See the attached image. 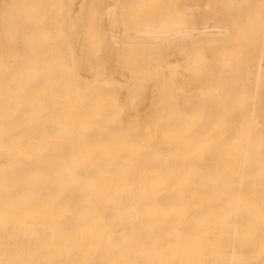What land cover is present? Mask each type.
<instances>
[{"label":"bare ground","instance_id":"6f19581e","mask_svg":"<svg viewBox=\"0 0 264 264\" xmlns=\"http://www.w3.org/2000/svg\"><path fill=\"white\" fill-rule=\"evenodd\" d=\"M227 1L232 3L231 19L243 7L250 14L258 11L257 0ZM84 2L88 0L83 5ZM74 3L75 0H0V264L247 263L244 256H235V248L241 247L243 254L251 253L254 248L245 245L247 237H264L263 53L258 50L251 57H263L261 67L255 66L260 72L252 71L256 70L254 66L249 69L246 57L240 58L244 53L237 61L226 54L217 66L208 60L197 65L200 80L197 76L193 87L190 84L195 77L194 67L183 70L187 71L182 74L184 77L178 76L180 70L172 83L165 85L167 88L159 90L160 85L158 92L151 94L146 87L153 79L163 78L171 72L169 68L177 67L167 65L166 45L228 33H209L208 24L200 28L184 14L179 18L182 12H177L174 19L166 17L168 11L162 19L152 14L142 27H134L136 37L125 32L127 37L122 42L132 49L120 51L124 54L133 46L136 52V46H156L153 52L160 51L158 62H151V70L145 74L142 92L134 94V86L132 92L124 94L121 89L129 83L121 82L117 84L122 87L114 85V92L109 90L112 85L104 90L94 89L81 80L79 71L89 69L88 60L100 66L94 72L99 75L104 71L102 61L114 55L105 54L110 40L100 34L97 47L104 48L100 56L104 52L106 58H93L90 50L83 47L82 57L75 54L77 62L72 60L80 39L79 30L73 28ZM86 4L75 22L91 13ZM115 5L108 12L116 18V22L111 20L113 27L119 18L113 13V8L119 7ZM228 8L224 6L225 11ZM123 11L121 16L126 18ZM259 13L260 32L253 40L256 46L264 42V8ZM54 14H59V18L52 23L55 30L50 33L48 17ZM95 14L103 20L107 13ZM212 17L215 19L216 15ZM23 26L25 33L20 35ZM237 27L236 31L240 30ZM84 31L87 41L83 40L91 45L94 29ZM111 37L118 45V39ZM23 48L35 59L33 63L26 62ZM194 49L197 51L195 46ZM188 50L174 55L196 52L192 47ZM213 66H220L217 77ZM133 77L132 74L129 79L137 84ZM253 81L260 86L257 84L258 93L251 99ZM189 86L200 91L198 100L187 94ZM116 87L119 94L115 93ZM240 90L244 92L243 99L233 103L227 93ZM144 91L151 95L144 96ZM137 96L138 102L130 100ZM146 99L152 109L151 118H141L151 110L148 109L140 119L129 120L127 111H138ZM195 104L198 108H193ZM111 105L114 109L110 112L107 109ZM254 106L258 111H254ZM88 123L94 125L87 128ZM114 126L119 129L118 134L111 132L110 127ZM48 134L53 135V140H46ZM55 154L60 158L53 161ZM18 224L24 226L22 231L17 232ZM236 238L241 239L240 245Z\"/></svg>","mask_w":264,"mask_h":264},{"label":"rangeland","instance_id":"374dc122","mask_svg":"<svg viewBox=\"0 0 264 264\" xmlns=\"http://www.w3.org/2000/svg\"><path fill=\"white\" fill-rule=\"evenodd\" d=\"M83 1H85V0H75V3L73 5V7L71 8V14H72V17L74 18V27L73 28L76 27L79 30L78 38H80L78 40V45L76 44V48L73 51L72 60L75 61V62H77V58L75 57V54H77L76 56L80 55L82 57V54L85 53L82 50L83 47H85L83 49H88V51L90 50V53H92V57L93 58H94V56H96L95 58H102L101 56H103V53L104 52H102L101 56H100V52L103 51L104 48H102V46L100 48L97 47V45H98L97 44V41L99 39L98 37H100V34L101 35L104 34L102 37H105V38L108 36V38H106V39H109L110 40L109 43L107 42L109 45L106 44L105 54L107 56H109L110 54L111 55H114V56H112V58L110 56L107 57V58H109V59H107L105 57V54H104L103 57H105L106 59H104V62L102 61V63L104 64V66H103V64L101 66L102 68H104V71L102 73H99V75H98V73L97 74H95V73H96L97 70L99 71V67L100 66H97L95 64H92L88 60H86L87 62H89V64H88V66H89L88 68L89 69H87L88 72H87V70H84L85 72H83L82 69H81L82 71L81 70L79 71V73H80L79 74L80 75L79 77H81V80L84 81V83L87 82L88 85H90V87H94V89H96L98 87V88H102L104 90L105 86L108 89L109 87H111L110 85H112L113 87L109 88V90L110 89L113 90V88H115L114 85H116L118 82L119 83L121 82L123 84L124 83H126V84L129 83V84H127V88L125 86L126 90L121 85L117 84V86L119 85L118 87H122V89L120 88L121 91L124 89V94L125 93H128V92H132V90H133L132 88L134 86L135 87L137 86V89H134L133 90V91H135L134 94L135 93H139L140 90H143L144 84L142 82H144L146 80V78H147V76L145 74H146L147 71L151 70L149 68L150 67L149 65H151V62L152 63L153 62H158L157 60H159L158 59V55H159L160 51L158 53L157 52L154 53L155 51L153 52V50H155V48H157L156 46H154V47L153 46H149V47H146V48H143V49H140L141 47L139 48V46L138 47L136 46V49H139L137 52L135 50V46H133V48H134L133 50L134 51L133 50H130V51L129 50H126L125 53H124L125 55L123 53H121L120 51L121 50L124 51L125 49H128V48H131L132 49L131 46H125L124 43L122 42L123 39H125V37H127L126 36L127 35L126 33H128V34L130 33L129 34V35H131L130 37H134V36L136 37V33H134L135 32L134 31L135 30L134 27H136V28L142 27V25H143L142 23L145 22L144 20H146L148 18V16L149 17L153 16L152 14H155L156 17H159L160 16L161 17V18L159 17L160 19H162V17H164L165 15H166V17H170L171 19H174L175 16H176V14H177V12H179V13L182 12L181 14H178V17L179 18L180 17H184V15H186L187 18L190 20L189 22L192 23L193 25L196 24L197 27L202 28V27H204L207 24L210 27L209 29H211V27H213L211 29V31L209 29L207 30L209 33H211V32H217L218 30H222V31H226L227 30L228 33H229V35H228V33H224L226 36L225 35H222V37L221 36L220 37H218V36H212L214 38H211V39H210V37L207 38V39L204 38V37L191 38V39L183 40L181 43H179V44L177 43L178 45L175 44V46H172L171 43L168 44V46L166 45L165 50H166V54L168 55L166 57L167 65H169V66L171 65L172 66V65L176 64L177 67L175 68V65H174L173 67L169 68L171 70V72L168 73V74H170L169 76H171L172 78L171 77H168V74H166L163 78H158V79L157 78H154L153 79L152 83L150 85H148L149 87H146V89L151 94L154 91H155L154 93L158 92V88L157 87H159L160 85H162V86L159 88V90L161 88H163L166 84L167 85L168 84L170 85L172 83V81H173V78L174 77H177V74H179L181 71L182 72L178 76H180L182 74H185L187 71L184 72L183 70H189V69L191 70L192 67H194V69H192V70H193V74H194L193 76H195V77L194 78L192 77L193 78L192 79L193 82H191L190 85L197 84V83H195L196 80H197V79L195 80V78H198L197 76H199L200 74L198 73V70H197L198 67L196 68V66L199 65L200 63H204V62L207 63V61H205V60L211 61L210 63H212V64L214 62L216 64V66H217V63L219 64V62L222 59L225 58V55L226 54H228V56L230 58H232L234 60L236 59L235 61H237L238 60V57L243 56V53H244L245 56L240 57V58L242 59V58H245L246 57V60H244V61H245V63H247V66H249V69H251L250 67H253V66H254V68H256L255 66H258V67L260 66L261 67V65H262L261 62H260V60H262V58H263L262 56L264 55V45H263L264 42L263 41H260L257 44V46H256V45H254V42L255 41H253V40H255V38L259 35V32H260V25L258 26V21H259V17L261 15V13H259V12H260L261 8H264V0H257V3H258V11H257V13L252 12V14H250L249 11H248V9L246 7H243L241 9L242 11H239L240 13L237 16L238 18L234 16L233 19L230 18V16H231L230 15V12L232 10V7H231L232 6L231 5L232 3L230 1H227V0L226 1L225 0H222L220 2H218L217 0H170V1L169 0H159L162 5H160V3H159L158 0H138V1L136 0L137 3H135V0H134L133 5H132V0H121V2H120V0L119 1L118 0H103L104 2H102V3H101L102 0H88V2H84V3L85 4L87 3L86 5L88 6V8H89V10H90L91 13H89L87 16H84V17H86L85 20H84V17L82 19H80V21H78L79 22L78 23V22H75V19L77 18L76 15L78 14V12H81L82 11V7L85 5V4L83 5ZM99 1H100V3H97ZM118 2L121 3L120 6H119V3ZM209 2H211L210 3V6H206V5H209L208 4ZM94 3H96L97 5L94 4ZM184 3H186V5L188 6V8H185L187 6H185ZM115 4L116 5L118 4L117 7L119 6L118 9L116 7L113 8L116 11V12H113V13L114 14L116 13L115 15L116 16L117 15L119 16V18H118L119 20L117 19V21L119 23L118 22L116 23L118 26L115 25V27L117 26L118 28L117 27L115 28V27H113L114 25H111V20L116 22V18L114 20L113 19L114 15L113 14H110L112 12V8H111V12H110V7H113ZM157 4H159L160 6L158 5L159 7H157ZM131 5L133 6L132 9H131ZM183 5H184V9L189 10V11L184 10L183 9ZM219 5H221V6H219ZM197 6H198V8L196 9ZM216 6H219V7H216ZM224 6H225V8H228V7L230 8L231 7V9L228 8L229 10L226 9V11H225ZM208 7L212 8V10L210 9L212 12L209 10ZM119 8H120V10H119ZM191 8L192 9L194 8V10H196V11L191 12L190 11ZM126 10H127L128 13L125 12ZM105 11L108 14V16L105 13ZM122 11H123L124 16L126 14V18L123 17V16H121L122 15ZM131 11H133V13ZM217 11L220 12L222 14V16L219 13H216ZM108 12H110V13H108ZM145 12H147V13H145ZM165 12H167V13L164 15ZM207 12H209L211 14H208ZM95 13H99V15L101 13L102 16H104L106 14L105 15V19H103V17H102V19L104 21L101 20V18L99 19V16L98 17H95L96 16ZM203 13H204V15H203ZM248 13L250 15H252V16H250V18L248 16L249 15ZM109 14L111 15L112 19H110L111 17H110ZM182 14H184V15L182 16ZM191 15H192V20H191V17H190ZM215 15H216V18L215 19L213 17H212V19L210 18L211 16H215ZM139 16L142 18V20H141V18ZM228 17H229L230 20H233L232 23L230 22V20H228ZM58 18H59V14H54V15L48 17V20H49V24L48 25H49V32L50 33H53L54 32L55 25L53 26L52 23H56L58 21ZM96 18H98L99 21L100 20L101 21L100 22L99 21H95L94 22L93 20H95ZM139 18H140V20H139ZM194 18L195 19H198L197 20L198 22H196V20H193ZM245 18L246 19L249 18L248 21L243 20ZM163 19H165V18H163ZM207 19H209V21H207ZM137 20L139 21L138 24H137ZM221 20H223V24L222 25L220 23V22H222ZM84 21H86V22H84ZM105 21H106V23H105ZM224 21H225V23H224ZM244 21H245V23H244ZM83 22H84V25H85V29H84ZM76 23H78V25ZM101 23H102V25H100ZM104 23H105L106 26L104 25ZM219 23H220V25L218 26ZM241 23H244L243 27H242V24ZM123 24H124V27L126 25H128V26H126L124 28L123 27ZM226 24H227V26H225ZM250 24L252 26L254 25L253 26L254 28L253 27H250L251 26ZM216 25L219 28H222V29H219L218 27H216ZM238 25H240V26L237 27ZM78 26H79V28H78ZM101 26L104 27V30H102L103 28ZM129 26H131V27L133 26L131 28L132 31L128 29ZM236 27L238 29L240 28V30L237 29L238 31H236ZM25 28L26 27L23 26V27H21L19 29V34L20 35H23L25 33ZM91 28L94 29V32L90 34V37H91V40H93L92 41L93 43H91V45H86L85 40L87 41V39H86V36L84 34L85 33L84 30H86V32H88L89 30H91ZM126 29H128V32H127ZM101 30L103 31L102 33H101ZM252 31H254V33L251 34ZM246 32L247 33L249 32L248 33L249 35L248 34L247 35H244V33H246ZM116 33H118V35ZM250 34L251 35H254V36H251ZM112 35H114L118 39V41H119L118 42V45H117V42L115 43L113 41V39H111L112 38L111 37ZM244 36H245V38H244ZM246 36H248V37H246ZM246 38H248V40H244ZM83 39H85V40H83ZM89 39L90 38L88 37V40ZM242 39L244 40V42L242 41ZM235 42H236V45L237 46L235 45ZM237 42L239 43V45H238ZM224 43L230 44V45H227L229 47H227L226 45L223 46ZM84 44H85V46H84ZM214 44H217V46L214 47L215 46ZM232 44H234V45H232ZM107 45H108V47H107ZM197 45H199V46H197ZM209 45H210V47H208ZM253 45H254V48L255 49L253 48ZM90 46H91V48H90ZM194 46L196 47L197 51L194 49ZM218 46H220V47H218ZM225 46L227 48H224ZM189 47H190V49L192 47V49L195 50L196 52H192V50H190V52H192V53H189L190 55L189 54L188 55H184L185 53L189 52V50H188ZM251 47H252V49L248 50ZM262 48H263V52H262ZM114 50H115V52L113 54L112 51H114ZM186 50H188V51H186ZM246 50L249 51V54L250 55H248V53H247ZM258 50H259V53L260 54L263 53V54H261L262 56L261 57H256L255 59L254 58L251 59V57L253 56L254 52L256 51L258 53ZM25 51H26V53H25ZM84 51H86V50H84ZM88 51H87V55H88V57H90L91 54H89ZM232 51H233V53H232ZM76 52H78L80 54H78ZM118 52H120L121 54L118 53ZM145 52L147 53V55H146ZM174 52L175 53H178L179 55H181L182 52L183 53L185 52V53L182 56H179V55H174L175 54ZM22 53H24L23 54L25 56L24 58H25L26 62H28L29 64H31V63H33L35 61V59L30 56V54L28 53V51L25 48L22 49ZM144 53H145V56L143 57ZM98 55H99V57H98ZM130 55H132L131 58H130ZM92 57H90V58L92 59ZM138 57H141V58H138ZM90 58H89V60H90ZM136 58H137L138 61H136ZM81 59H83V58H81ZM110 59H113L114 61L113 60H110ZM119 59H121V61ZM247 59L250 60V61H248ZM139 60H141V61H139ZM188 60H190V61L187 62ZM251 60H253V61H251ZM111 61H113V62H111ZM129 61H130V63H129ZM177 62L178 63L187 62V63H184V65L179 66L180 64L178 65ZM117 63H119V65ZM140 63H144L145 65L144 64H140ZM210 63L208 62V64H210ZM120 64L123 65V66H121ZM137 64H139L138 65L139 68H137V67L134 68ZM208 64H206V65L208 66ZM106 65H107L108 68L106 67ZM126 65L129 66V67H127ZM125 66H126V68H125ZM131 66H133V67H131ZM210 66H212V65L210 64ZM130 67L132 69H130ZM214 67L215 66H213V73H214L213 75L214 76L216 75V77H217V76L220 75L219 69L217 70V68H220V66L219 67H216V68H214ZM174 68H175V71L173 70ZM210 68H212V67H210ZM176 70H177V72H176ZM256 70L253 69L252 71H254V72H258L259 71L260 72V69L258 70V68H256ZM73 71H74L73 73L75 75H76V73H78L77 66L76 67H73ZM90 73H92V74H90ZM115 73H117V74H115ZM131 73L134 76L133 77V81L134 82L138 81V82H136L137 84L133 83L130 80L131 79L130 76L132 77V74ZM113 75H114V77H113ZM124 75H125V77L126 76L127 77L125 78ZM139 75L140 76L143 75V76L139 77ZM121 76L124 77V78H122ZM105 77H106V79H104ZM112 77H113L114 80L113 81H110V80H112ZM182 77H184V75H182ZM102 78H103V80H102ZM160 80H162V81H160ZM198 80H200V76H199ZM48 81H50V78L49 77L46 78V82H48ZM168 81H171V82L167 83ZM139 83H141V84H139ZM97 84H99V85H97ZM126 84H124V85H126ZM257 84H258V87H259L260 86L259 83H257ZM257 84L255 82H254V84H252L251 91H250L251 99H253L257 95V93H258L259 88L257 87ZM93 85H95V86H93ZM193 86L194 85H192L191 87H193ZM195 86L198 87L199 86V83H198V86L197 85H195ZM165 87L167 88V86H165ZM165 87L163 89H165ZM191 87L189 86V88H187V91H186L187 94L188 95L189 94L190 95L193 94L192 97L193 96L196 97V98L193 97V99L198 100L200 98V95H199L200 94V91L197 90L199 87L196 88V89H195V87L191 89ZM116 89H117V87H116ZM130 89H131V91H129ZM146 89H144V90H146ZM254 90H255V92H253ZM114 91L115 90H113V92ZM116 91H117V92H115L116 94H119L120 93L119 88ZM109 92H112V91H109ZM144 92H145L144 93L145 95L144 94H141L142 96L143 95L144 96H146V95L147 96H150L151 95V94H148V93L146 94V91H144ZM254 93H255V95H254ZM55 95H54V97H53V99L51 101V105L55 102V99H56V96H57V95L56 96ZM227 96L230 97V99L232 100L233 103L234 102L237 103V101L240 102V100L243 99L244 92L242 90L237 91V92L236 91H234V92H228L227 93ZM233 97H235V98L233 99ZM130 100H132V102H138L139 97L138 96L137 97H130ZM111 106L112 107L109 106L108 109H107L110 112H111V109H112V111L114 109V106L113 105H111ZM193 106H194L193 108H195V107L198 108V104L197 105L195 104ZM256 107L257 106H254L253 107L255 109L254 111H258V108H256ZM148 109H151V107H150L149 101H147V99H146L141 104V106L138 108V111H135L134 112L132 110L129 111L127 109L128 110L127 111V117H128L129 120H134L136 118H139L140 119L141 114L142 113H145L146 111H148ZM151 116H152V109L149 110L148 112H146V114H144L141 118H143V119L145 118V120H146V119H150ZM62 118H66V117H62ZM131 122H133V121H131ZM92 125H94V124L88 123L85 126L87 128H91ZM110 130H111V132H113L115 134H118V131H119V129L117 128V126H114V128L113 127H110ZM49 139H52L53 140V135L52 134H48L47 135L46 140L47 141H51ZM98 140L99 139H97V141ZM24 151H25V149H24ZM59 158H60V155L59 154H55V155H53L51 157V159L53 161H56ZM16 229H17V232L22 231L24 229V226L21 225V224H18ZM236 242H237V244H239V242H241V239L240 238H236ZM245 245L248 246V247L250 246L251 248H254V251L252 250L251 253L250 252L249 253L247 252V253H245L246 254L245 255V254L242 253V248L241 247H238V248L236 247L235 248V256L236 255L237 256H241V257L244 256L243 261L248 259L247 260L248 262L247 263L245 262V264H257L258 262H260L261 264H264V262H263L264 261V259H263L264 258V237L258 238V237H254V236L249 235L247 237L246 241H245ZM258 245H260V246H258ZM257 248H259V249L256 250ZM256 253H257V255H256ZM261 259H262V261H260Z\"/></svg>","mask_w":264,"mask_h":264}]
</instances>
